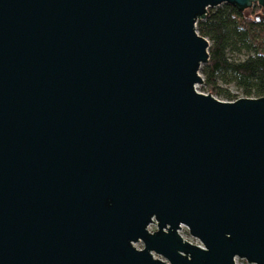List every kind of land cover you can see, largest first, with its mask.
<instances>
[{
	"label": "water",
	"instance_id": "95a60500",
	"mask_svg": "<svg viewBox=\"0 0 264 264\" xmlns=\"http://www.w3.org/2000/svg\"><path fill=\"white\" fill-rule=\"evenodd\" d=\"M256 2L0 0V264H264V96L197 90Z\"/></svg>",
	"mask_w": 264,
	"mask_h": 264
},
{
	"label": "trees",
	"instance_id": "16d2710c",
	"mask_svg": "<svg viewBox=\"0 0 264 264\" xmlns=\"http://www.w3.org/2000/svg\"><path fill=\"white\" fill-rule=\"evenodd\" d=\"M264 4L238 8L228 3L208 8L196 29L209 41V59L202 65L206 93L234 100L218 81L234 83L246 97L264 96ZM258 17V19H256ZM228 50L246 51L244 59H229Z\"/></svg>",
	"mask_w": 264,
	"mask_h": 264
},
{
	"label": "rangeland",
	"instance_id": "374dc122",
	"mask_svg": "<svg viewBox=\"0 0 264 264\" xmlns=\"http://www.w3.org/2000/svg\"><path fill=\"white\" fill-rule=\"evenodd\" d=\"M216 7H218V6H216ZM216 7H212V8H216ZM227 55H228L229 59H244L246 57L247 53L244 50H242V51L228 50ZM201 68H202V66H201ZM201 76H202V74H201ZM218 84L220 86L228 89L231 94H233L234 96H236V98L241 97V96H244V94L242 92V89L239 88V87H237L234 83L225 84V83H222L221 80H219L218 81ZM197 90L200 91V92H202V93H206L205 84L204 83L198 84L197 85ZM215 97L218 98V99H220V100L227 101V99H225L224 97H221V96H219V97L218 96H215ZM155 227L156 226H155L154 223L150 224V226H149V228L151 230H154ZM182 233L184 234V236L189 237L192 240H195L196 239V238L191 237L186 230H182ZM156 256H158V255H156Z\"/></svg>",
	"mask_w": 264,
	"mask_h": 264
},
{
	"label": "built area",
	"instance_id": "2783aa9c",
	"mask_svg": "<svg viewBox=\"0 0 264 264\" xmlns=\"http://www.w3.org/2000/svg\"><path fill=\"white\" fill-rule=\"evenodd\" d=\"M152 224V223H151ZM150 224L148 225V229L151 231V229L149 228ZM182 230H186L187 231V228L184 226V225H181V229L179 230V233L185 238V239H188L189 241L193 242V243H196L198 245H201L200 241L198 239H195V240H192L191 238L189 237H186L184 236V234L182 233ZM133 245L136 247V248H142V243L141 242H136V243H133ZM154 256H156L154 254ZM234 262L235 264H256L254 262H249L247 261L245 258H242V257H234Z\"/></svg>",
	"mask_w": 264,
	"mask_h": 264
}]
</instances>
